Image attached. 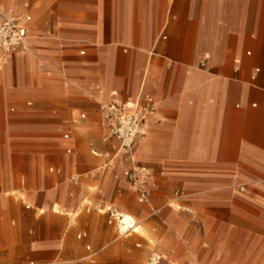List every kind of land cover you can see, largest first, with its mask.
Masks as SVG:
<instances>
[{
	"label": "crops",
	"instance_id": "crops-1",
	"mask_svg": "<svg viewBox=\"0 0 264 264\" xmlns=\"http://www.w3.org/2000/svg\"><path fill=\"white\" fill-rule=\"evenodd\" d=\"M10 6L32 37L29 49L0 60V264L67 255L80 178L92 174L95 195L114 188L115 200L121 187L137 195L134 162L149 170V190L180 186L196 213L229 205L235 219L246 217L249 251L258 237L264 243V0H0L1 12ZM27 8L43 20L33 23ZM143 93L157 107L149 156L140 139L133 153L120 150L100 109L111 100L135 107ZM172 206L160 210L169 231L158 245L166 239L167 253L186 243L181 264H192L189 245L196 252L203 234L189 226L192 213L174 217Z\"/></svg>",
	"mask_w": 264,
	"mask_h": 264
},
{
	"label": "rangeland",
	"instance_id": "rangeland-1",
	"mask_svg": "<svg viewBox=\"0 0 264 264\" xmlns=\"http://www.w3.org/2000/svg\"><path fill=\"white\" fill-rule=\"evenodd\" d=\"M3 13L7 16L16 17L20 12L10 6ZM23 14H31L33 23L43 20V17L40 14H35L32 8H27ZM31 37L30 35L28 40L29 48ZM150 136L151 130L145 138L140 139V147L147 156L152 154L148 143ZM90 150L92 151V149ZM76 155L77 150L75 149L70 156ZM75 164L77 166V162ZM77 172H80V170L73 169L68 175H74ZM147 172L150 173L148 169ZM91 175L81 177L74 191V194H76L79 193L81 188L85 189L83 202L79 205L78 212L80 213L79 231L86 230V238L83 240L78 239V231L71 241V250L67 255L44 264H89L85 258L87 244H91L96 254V264H150V257L153 253L161 254L162 259L158 264H172L173 259L181 264L185 249L188 247L186 243L182 245L181 242L173 241L169 245L167 253L165 252L166 239H163L158 245L160 239L169 231V225L162 217L160 210L170 204H173L172 207L177 211L174 217L184 216V214H180L179 210L192 213L194 218L190 221L189 226L195 227L197 232L203 234V240L197 246L196 252L189 245L192 264H202L201 262L211 264L214 260L213 264H264L262 237L257 238V242L252 247L253 252L249 251L248 238L241 235L246 227V217L240 220L235 219L234 214L225 211L229 208V205H204L196 213L194 208H185L192 207L193 203L188 200L189 192L180 186L157 189L150 186L149 201L140 203L137 200L134 188L127 184L131 190L126 191L124 187H121L123 197L118 196L113 200L111 197L115 193L118 194L117 189L110 188L103 192L98 190L100 193L98 192L97 195L92 193L93 186L97 181L91 180ZM148 177H150V174ZM104 196L107 197L106 202L103 200ZM123 198L125 199L123 200ZM75 212L76 210L72 211L71 214ZM123 213L133 216L136 219L138 228L121 232L119 223L122 220L121 214ZM235 214H237V217L243 216L240 212ZM258 216H261V211L258 212ZM256 222L259 225L261 224L260 220H256ZM254 226L258 227L256 224ZM218 228L226 233L232 229V234H223V236L208 234V230L215 232ZM171 249H175L173 257L170 256ZM9 264L14 263L9 262Z\"/></svg>",
	"mask_w": 264,
	"mask_h": 264
},
{
	"label": "built area",
	"instance_id": "built-area-1",
	"mask_svg": "<svg viewBox=\"0 0 264 264\" xmlns=\"http://www.w3.org/2000/svg\"><path fill=\"white\" fill-rule=\"evenodd\" d=\"M26 37L27 28L0 11V60L7 61L12 53L25 48ZM201 65H205V60L201 61ZM258 71L259 69H256L252 75L253 79L256 78ZM100 109L107 135L118 143L120 150L130 153H133L136 140L147 136L149 121L157 112L150 93L141 94L139 103L132 108L119 101L111 100L102 101ZM148 176L146 167L138 162L133 163L128 173V180L135 187L140 203H146L150 199L151 193L146 186ZM161 259L160 255L153 253L149 263L158 264Z\"/></svg>",
	"mask_w": 264,
	"mask_h": 264
},
{
	"label": "bare ground",
	"instance_id": "bare-ground-1",
	"mask_svg": "<svg viewBox=\"0 0 264 264\" xmlns=\"http://www.w3.org/2000/svg\"><path fill=\"white\" fill-rule=\"evenodd\" d=\"M28 37H29V35L25 39V48L26 49L29 48ZM150 121H151V119H150ZM150 121H149V123H150ZM48 208H56V205L51 203V204H49ZM119 228H120L121 232H126V231H129L132 228H135V229L138 228V224L136 223V219L133 216H131L130 214L123 213V218H122V220L119 223ZM165 257H167V256H165Z\"/></svg>",
	"mask_w": 264,
	"mask_h": 264
}]
</instances>
